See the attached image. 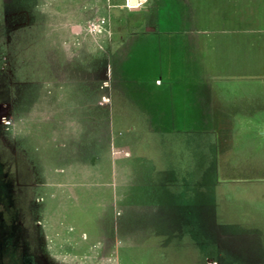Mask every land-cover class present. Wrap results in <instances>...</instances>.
I'll return each instance as SVG.
<instances>
[{"label":"rangeland","instance_id":"374dc122","mask_svg":"<svg viewBox=\"0 0 264 264\" xmlns=\"http://www.w3.org/2000/svg\"><path fill=\"white\" fill-rule=\"evenodd\" d=\"M155 1L131 10L125 0H0V136L14 158L11 170L0 160L8 214L0 264H264V233L248 225L252 209L264 212V180L224 184L212 130L192 121L155 132L141 112V93L150 92L141 86L155 77L207 81L257 104L252 121L231 127H261L264 72L221 71L241 64L238 36L257 39L253 55L262 49L264 0H185L184 10ZM234 14L253 24L240 30ZM170 36L194 40L168 48ZM244 172L264 177V168ZM175 178L205 181L201 221L176 219L163 202L149 206L175 190ZM221 196L229 200L222 217ZM24 198L26 219L16 209ZM234 219L236 227L224 222ZM213 244L236 258L213 254Z\"/></svg>","mask_w":264,"mask_h":264},{"label":"crops","instance_id":"0c3cea01","mask_svg":"<svg viewBox=\"0 0 264 264\" xmlns=\"http://www.w3.org/2000/svg\"><path fill=\"white\" fill-rule=\"evenodd\" d=\"M177 1L179 2L181 10H184L183 7L185 5V0ZM231 1L234 3L237 0ZM169 2H172V0H156L155 5L158 8H161L164 4H166L165 6H168ZM233 17L234 21L232 20V23L245 26L242 29L240 28V30H247L248 23L253 24V20L250 21L248 18L240 17L238 19V17L236 18V14H234ZM137 25L140 26L141 24L137 23ZM146 26L151 27V25L147 23ZM152 30H154V28ZM129 35L131 37L137 36V34L133 32ZM170 37L171 38L166 39V41H170L166 46L168 48L182 45V47L188 49V47H190L189 45L179 44V42L194 40V38ZM234 40L235 44L241 47L240 54L243 55L240 56L241 64L239 66L238 62L235 60L234 64L227 65V67H229V69L227 68L228 70L225 69L221 72L229 74L238 71L246 73L264 72V38L262 39L263 44L260 45L262 49L257 48L256 55H253L249 50L250 46L256 43L257 39L255 40L250 37L238 36ZM160 46L161 48L165 47L163 44ZM123 49L125 48H122V51ZM233 67H235V69H233ZM238 67H240V69H238ZM192 71L193 70H190L189 72ZM234 88L236 89L237 87H232V89ZM141 89H150L149 93H144L146 98H143V92L141 93V112L144 113L145 117L143 119L148 122L147 127L150 130L162 132L167 131L166 129L170 128L171 131H173L172 129L179 125H181V127H187V122L200 121L203 123V128H206L203 130L204 134H207L208 131L210 132L212 130L215 135L214 156L216 157V166L218 167L219 175H222L224 178V184L228 183L230 185H236L241 183V180H264V177L247 179V173L244 172V170H250L251 172L254 169L257 170L259 168H264V124L261 127L256 128L254 131L243 130L244 128H240V126L233 128L229 124L231 122L252 121L254 117L253 112L255 109H259L256 103L243 104L241 98L242 94H239L241 95L239 96L238 93L227 92L231 87L223 84L216 85L207 81H200L197 83L175 82L170 79L163 80L160 77H155L150 88L147 86L145 88L141 86ZM165 122H170V126L166 128L164 125ZM215 122H224L225 125L224 127H214ZM186 131L187 129H184L183 135L188 133ZM259 137L263 143L261 149L254 146V141H258ZM242 146L243 148L241 149ZM241 152H243L242 155ZM260 158L262 160H260ZM259 161L261 164H258ZM175 181L172 183H175ZM228 201V198L225 196L220 197L218 203L220 217L227 212ZM230 208L229 214L233 216V212ZM250 214L251 222L248 225L251 226L253 233L256 234L257 232L256 235L259 233L260 235H263L264 225L259 227V224L256 222L262 220L264 212L262 213L260 210L255 211L252 209ZM224 222L229 226L232 225L235 227L240 224L237 219L230 221L224 220ZM254 224L257 227H255ZM249 226H247V228ZM250 264L255 263L251 260Z\"/></svg>","mask_w":264,"mask_h":264},{"label":"trees","instance_id":"16d2710c","mask_svg":"<svg viewBox=\"0 0 264 264\" xmlns=\"http://www.w3.org/2000/svg\"><path fill=\"white\" fill-rule=\"evenodd\" d=\"M0 160H2V162L5 164V166H7L8 170L12 169V164L14 161L13 153H12V146L4 139L3 136H0ZM186 169L187 168H185V170ZM176 182L179 184H177ZM176 182H175V184H177V185L173 186L175 190L171 191L170 193L167 192L166 197H164L162 201H159V200L149 201V203H148L149 206L158 207L163 202L167 206V210H168L167 212L170 211L173 214L174 218L176 217V219H177L179 216H181V217H183V219L188 218V220H191V221L192 220L201 221L203 218L206 217V209L208 210V208L205 209V206L208 205L207 204V198L204 195L201 196L202 195V193H201L202 189L201 188H203V187L205 188V184H204L205 181H204V183H202V180H201L198 183L197 180H195V181L193 180V182L190 183L187 179L181 178L180 181H178L176 179ZM170 185H172V184H170ZM211 185H212V183H211ZM25 201H26L25 198L22 201L18 200L17 206H16V209L19 210V214L21 213V216L23 217V219L27 218L26 214L24 212L25 211V208H24ZM18 210H17V212H18ZM6 212L7 211H5L4 209L3 210L0 209V214H1L0 215V221H2L4 225L8 219L7 218L8 214H6ZM22 223L24 225L27 224L26 221H25V223L24 222H22ZM9 225L11 226L12 223ZM9 225L7 224L6 228H8ZM29 225H30V229L28 230V234L34 240L33 236L36 235V228L34 227L33 224L31 225V223H29ZM3 229H5V228H3ZM10 230H11V227H10ZM210 249H211V252L213 254L215 252L217 254L219 252H222L223 255H225L226 257L236 258L235 255H233L232 253H229L228 250H226L227 253L225 252V249H223L224 251L221 250L218 245L213 244V245H211ZM230 263L242 264L239 260H230Z\"/></svg>","mask_w":264,"mask_h":264},{"label":"built area","instance_id":"2783aa9c","mask_svg":"<svg viewBox=\"0 0 264 264\" xmlns=\"http://www.w3.org/2000/svg\"><path fill=\"white\" fill-rule=\"evenodd\" d=\"M138 6L137 8H139L140 4H141V0H138L137 2ZM125 5L128 7V8H131V3L129 2V0H125Z\"/></svg>","mask_w":264,"mask_h":264},{"label":"bare ground","instance_id":"6f19581e","mask_svg":"<svg viewBox=\"0 0 264 264\" xmlns=\"http://www.w3.org/2000/svg\"><path fill=\"white\" fill-rule=\"evenodd\" d=\"M129 2H130V0H129ZM137 2H138V0L133 1V3L130 2V3H131V6H135V7H137V6H138Z\"/></svg>","mask_w":264,"mask_h":264},{"label":"water","instance_id":"95a60500","mask_svg":"<svg viewBox=\"0 0 264 264\" xmlns=\"http://www.w3.org/2000/svg\"><path fill=\"white\" fill-rule=\"evenodd\" d=\"M133 1H136V0H130L131 3H133ZM136 9H137V7H135V6L131 7V10H136Z\"/></svg>","mask_w":264,"mask_h":264}]
</instances>
